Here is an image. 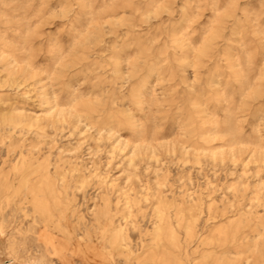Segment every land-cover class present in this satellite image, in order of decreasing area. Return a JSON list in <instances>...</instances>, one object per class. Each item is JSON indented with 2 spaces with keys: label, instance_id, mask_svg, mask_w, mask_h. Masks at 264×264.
I'll return each mask as SVG.
<instances>
[{
  "label": "rangeland",
  "instance_id": "1",
  "mask_svg": "<svg viewBox=\"0 0 264 264\" xmlns=\"http://www.w3.org/2000/svg\"><path fill=\"white\" fill-rule=\"evenodd\" d=\"M71 102L100 111L95 127L112 124L116 136L95 141L94 128L48 125ZM14 108L43 117L42 126L12 124ZM33 144L53 159L78 147L116 185L138 147L137 190L154 197L161 188L183 209L174 221L178 245H160L167 254L91 252L72 264H264V241L255 239L264 214V0H0V204L14 228L32 223L18 190L21 153ZM147 145L156 158L147 159ZM232 149L235 165L209 156ZM98 180L86 179L84 213ZM155 201L128 217L134 248L151 243ZM224 209L231 212L222 216ZM237 213V238L223 241ZM11 263L0 240V264Z\"/></svg>",
  "mask_w": 264,
  "mask_h": 264
},
{
  "label": "bare ground",
  "instance_id": "2",
  "mask_svg": "<svg viewBox=\"0 0 264 264\" xmlns=\"http://www.w3.org/2000/svg\"><path fill=\"white\" fill-rule=\"evenodd\" d=\"M145 93L149 87H143ZM155 90L151 91L154 94ZM148 94V92H146ZM256 97H261V92H255ZM54 105L52 108H55ZM78 104L71 102L67 110L55 109L51 116L47 118L48 125L69 126L74 132L78 127L94 128L96 130L95 141L103 138L106 132L108 137H115L117 131L115 126L109 123L98 124L95 120L102 117V113L95 116L93 112H100L96 109L86 108L81 110ZM82 107V106H81ZM83 107H88L83 104ZM11 123L14 125H25L40 128L43 117L30 116L25 111L18 108L13 110ZM99 123V122H98ZM109 137V138H110ZM21 147H24L25 140L19 139ZM27 154H22L20 184H19V206L20 211L27 216L26 209L32 207V223L28 228L16 227L12 225L13 220L3 214L0 204V240L5 242V250L11 264H72L71 259L74 255H86L94 253L96 255H108L113 258L119 256L136 255L139 250L141 254L159 256L169 252L162 242L166 240L172 246L178 245L174 221L183 220L181 203L175 204L174 197L169 198L163 189L157 191L156 196H150L137 190L138 181L136 169L138 161L143 159L139 148L126 154L128 175L123 185H116L115 180H106L96 170L95 163L91 160L84 162L78 155L79 148L74 147L67 151L59 152L55 159L51 153L44 157L37 145H30ZM97 147L99 144L97 142ZM148 153L145 154L148 160L156 158L155 150L147 145ZM228 155L230 161L235 165L238 163L237 151L230 150L227 154L224 151L212 152L209 154L213 161L224 160ZM30 156V158H28ZM141 156V157H140ZM29 159V160H28ZM244 163V160H242ZM29 164L28 171L24 167ZM94 165V169L88 167ZM264 167V160L260 162ZM88 176L98 178L97 187L95 186V196L91 199L93 203L87 207L84 213L80 207V194L85 200ZM264 185V181L262 182ZM158 186H163L158 183ZM153 198V199H152ZM156 199L154 207V230L148 246L139 245L134 248L131 239V230L136 227L135 223L128 219L135 208H141V203H152ZM188 207H193V199L187 201ZM5 201V205H8ZM28 204V205H27ZM231 211L224 209L222 216ZM121 214V217L117 216ZM248 221L252 220V212H243ZM243 215L237 213L230 216L236 217V227L224 233L223 241L235 239L240 231L241 224L244 222ZM229 218V217H228ZM259 227L255 239L264 241V214L257 215ZM187 235L192 234L191 226L187 227ZM85 247H83L84 245ZM113 264V263H112Z\"/></svg>",
  "mask_w": 264,
  "mask_h": 264
}]
</instances>
